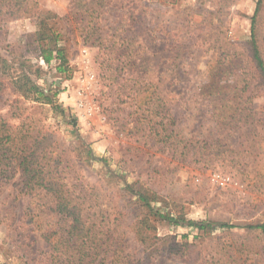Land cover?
Wrapping results in <instances>:
<instances>
[{"label": "rangeland", "instance_id": "1", "mask_svg": "<svg viewBox=\"0 0 264 264\" xmlns=\"http://www.w3.org/2000/svg\"><path fill=\"white\" fill-rule=\"evenodd\" d=\"M258 1L25 0L19 13L0 14L1 55L31 70L65 108L39 116L67 145L84 142L100 158H76L85 182L122 204L128 219L147 212L136 201L140 191L162 214L236 225L205 231L151 215L146 245L132 230L126 237L142 264H264V233L248 227L264 223V85L250 61ZM42 20L66 53V72L41 57ZM93 24L98 43H90ZM156 88L165 90L178 151L155 143ZM8 95L0 96L2 113ZM30 203L18 178L0 184V264H25L23 251L29 264H50L40 230L28 222ZM45 217L36 218L53 229L54 218Z\"/></svg>", "mask_w": 264, "mask_h": 264}, {"label": "trees", "instance_id": "2", "mask_svg": "<svg viewBox=\"0 0 264 264\" xmlns=\"http://www.w3.org/2000/svg\"><path fill=\"white\" fill-rule=\"evenodd\" d=\"M24 1L0 0V14L19 13ZM10 2L14 3V7L5 11L3 5ZM263 2L258 1L252 18L250 61L259 82L264 85V50L259 46L257 38V15ZM45 20L41 22L45 30L36 33L41 57L48 64L56 59L58 71L66 72L69 68L66 53L59 46L53 27L47 29L49 25ZM89 27L88 34H92L90 43H98L101 40L97 31L99 29L95 24ZM21 64L25 65V61ZM6 91H10L11 95L4 102L7 103V112L2 113L0 110V184L18 178L22 190L31 196L28 222L35 221L40 230V238L47 247L45 251L50 264H142L143 256L137 260L126 237L132 230L135 239L146 245L148 233L152 229L151 215L161 216L175 225L186 224L205 231L236 227L226 222L162 214L155 211L151 204L155 198L140 191L135 194L136 201L147 212L137 218H126L122 204L107 198L100 189L85 182L77 174L76 158H100L84 142H78L76 146L67 145L58 129L39 116L45 109L65 114V108L56 100V92L45 89L34 79L31 70L21 67L16 59L3 57L0 52V96ZM9 96L15 97L11 99ZM243 97L244 94H239V103L246 102ZM167 105L165 90L159 91L156 88L155 143L163 144L160 149L170 150L174 147V151H178L176 145L182 140L176 138V124ZM225 113L231 115L232 111ZM240 113L247 114L245 106ZM71 123L76 125V118ZM186 147L184 143L183 149ZM71 173L73 176H70ZM71 178L75 179L73 185L68 182ZM42 216H46L45 219L49 216L54 218L53 229H47L36 218ZM248 227L259 228L264 233V223ZM145 251V248L141 249L142 254ZM19 254L25 264L33 260L26 251Z\"/></svg>", "mask_w": 264, "mask_h": 264}]
</instances>
